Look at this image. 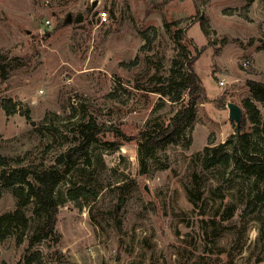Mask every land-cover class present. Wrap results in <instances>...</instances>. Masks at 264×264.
<instances>
[{
	"label": "rangeland",
	"instance_id": "1",
	"mask_svg": "<svg viewBox=\"0 0 264 264\" xmlns=\"http://www.w3.org/2000/svg\"><path fill=\"white\" fill-rule=\"evenodd\" d=\"M184 49L196 57L209 101L196 105L184 135L146 153L140 134L166 127L184 108L166 83L186 71ZM0 64L8 70L6 81L0 74L5 168H52L91 119L119 131L100 134L89 161L56 188L52 234L43 237L34 202L24 208L29 227L21 243L15 226L0 242V264H27L34 253L43 264H264V206L244 213L264 179L234 161L210 164L236 139L230 103L249 119L251 151L264 154V103H256L258 124L244 107L248 81L264 83V0H0ZM9 98L18 104L11 116L2 107ZM80 186L98 193L82 207L68 195ZM17 189L0 185V217L16 208ZM231 206L235 215L224 220Z\"/></svg>",
	"mask_w": 264,
	"mask_h": 264
},
{
	"label": "trees",
	"instance_id": "2",
	"mask_svg": "<svg viewBox=\"0 0 264 264\" xmlns=\"http://www.w3.org/2000/svg\"><path fill=\"white\" fill-rule=\"evenodd\" d=\"M197 17L201 21L204 35L209 36V23L201 16L200 7H198ZM152 30L154 32L152 36L148 32L144 33L146 45L149 46L153 44L157 36L156 28H152ZM177 37L184 39L186 38V33L183 30H178ZM184 50L186 71L178 75L174 72L171 77L166 79L167 87L172 88L169 92L171 100L174 102L186 101L184 108L171 118L166 127H161L158 131L155 130V133L153 130L144 131L140 134V137H142L141 147L146 150V153H152L157 150L167 137L184 135L195 117L196 105L209 101L207 89L195 70L196 57H192L188 50ZM177 62L175 59L174 63L176 64ZM137 63L138 59H135L130 65H136ZM0 74L1 80L6 81L8 70L2 64H0ZM248 86L251 89V96L244 102V107L247 109L246 115H250L252 122L258 124L260 122V110L256 103H264V83L249 80ZM2 107L8 116L14 115L18 111V104L11 98L4 99ZM248 120V117L244 116L240 128L237 127L236 139L227 141V145H230L232 149L224 151L219 156L220 151L216 149L210 158V164L221 163L228 165L231 161H234L235 167L240 171L254 175L258 180H263L264 154L251 151V135L247 131ZM110 131L119 134L117 129L106 125H98L92 119L81 123L76 130L77 144L61 154L57 158L55 166L44 171L31 170L27 167L7 169L5 167L9 166L8 158L0 155V167H2L0 170V185L18 186L17 195L19 197L16 208L0 217V242L10 236L13 226L23 229L21 237L17 239L18 243L23 241L22 235L29 227V218L25 214L24 208L31 202L36 205L35 212L44 218L43 237L49 236L56 230L59 214V203L55 197L56 188L76 165L80 162L89 161L92 144L98 141L100 134ZM68 195L70 200L82 207V198L87 199L90 196H97L98 193L80 186L75 190H70ZM257 202L264 206V186L255 195L254 199L249 202L244 213H252L257 207ZM235 212L234 206L229 207L224 215V220L233 218ZM35 242L36 239L32 240L31 245H34ZM26 262L27 264H43L40 253L27 255Z\"/></svg>",
	"mask_w": 264,
	"mask_h": 264
},
{
	"label": "water",
	"instance_id": "3",
	"mask_svg": "<svg viewBox=\"0 0 264 264\" xmlns=\"http://www.w3.org/2000/svg\"><path fill=\"white\" fill-rule=\"evenodd\" d=\"M230 109V118L237 122L238 128L241 126L242 122V109L239 105L230 103L228 105Z\"/></svg>",
	"mask_w": 264,
	"mask_h": 264
},
{
	"label": "built area",
	"instance_id": "4",
	"mask_svg": "<svg viewBox=\"0 0 264 264\" xmlns=\"http://www.w3.org/2000/svg\"><path fill=\"white\" fill-rule=\"evenodd\" d=\"M99 18L102 22H107L108 21V15L107 12H100L99 13ZM47 24H50V21H47ZM248 62L245 63V66H247ZM221 84H224V81H220Z\"/></svg>",
	"mask_w": 264,
	"mask_h": 264
}]
</instances>
